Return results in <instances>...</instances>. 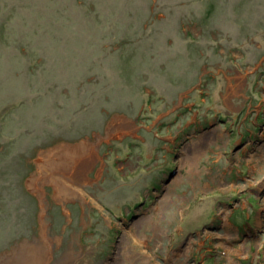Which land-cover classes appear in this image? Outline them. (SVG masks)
Listing matches in <instances>:
<instances>
[{"label":"rangeland","instance_id":"obj_1","mask_svg":"<svg viewBox=\"0 0 264 264\" xmlns=\"http://www.w3.org/2000/svg\"><path fill=\"white\" fill-rule=\"evenodd\" d=\"M262 57L264 0H0V264H264Z\"/></svg>","mask_w":264,"mask_h":264},{"label":"bare ground","instance_id":"obj_2","mask_svg":"<svg viewBox=\"0 0 264 264\" xmlns=\"http://www.w3.org/2000/svg\"><path fill=\"white\" fill-rule=\"evenodd\" d=\"M198 145H200V146L202 147L201 144H198ZM201 147L197 146L196 144H193V146H190V147H189L187 155H191V156L195 159L196 156L198 155L199 150L202 149ZM70 153H71V150H69V151L66 153V157H67V158H69ZM59 167H60V165H59L58 167H56V169H59ZM75 167H76V170H78L77 173H79V172H83V171L85 170V168H86V162H82V161H80V162L78 163V165H76ZM79 169H80V170H79ZM59 171H61V170H59ZM61 172H62V175L65 176V174H67V175H71V174H73L74 170H73V172H71V171H70V172H68V171H61ZM57 180H58V179H57ZM63 182H64V181H63ZM77 191H79V192H83L81 189H77ZM68 194H69V192H68ZM74 194L76 195L75 192H74Z\"/></svg>","mask_w":264,"mask_h":264},{"label":"trees","instance_id":"obj_3","mask_svg":"<svg viewBox=\"0 0 264 264\" xmlns=\"http://www.w3.org/2000/svg\"><path fill=\"white\" fill-rule=\"evenodd\" d=\"M245 194H247V193H245ZM249 196L252 198L254 197L253 194H249ZM248 200L251 201L249 198H248Z\"/></svg>","mask_w":264,"mask_h":264},{"label":"flooded vegetation","instance_id":"obj_4","mask_svg":"<svg viewBox=\"0 0 264 264\" xmlns=\"http://www.w3.org/2000/svg\"><path fill=\"white\" fill-rule=\"evenodd\" d=\"M229 70V69H228ZM236 71H238L236 68H235ZM228 72V71H227ZM236 73V72H235Z\"/></svg>","mask_w":264,"mask_h":264}]
</instances>
